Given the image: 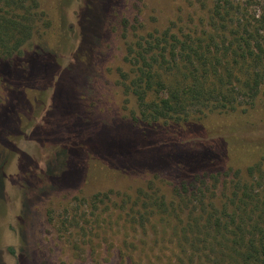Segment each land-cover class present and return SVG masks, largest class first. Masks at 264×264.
I'll use <instances>...</instances> for the list:
<instances>
[{
	"label": "rangeland",
	"instance_id": "1",
	"mask_svg": "<svg viewBox=\"0 0 264 264\" xmlns=\"http://www.w3.org/2000/svg\"><path fill=\"white\" fill-rule=\"evenodd\" d=\"M38 2L42 15L32 37L15 61L0 66V110L16 107L21 120L19 131L5 137L11 148L0 143V264H148L129 240L144 238L141 228H125V211L115 203L150 182L168 201L195 173L264 164V87L248 113L203 110L181 123L146 125L120 84V72L129 70L126 47L188 15L189 1ZM45 53L57 68L42 102L35 96L41 67L29 59ZM62 74L70 108L55 111L52 93ZM76 128L94 138L126 135L128 143L132 136L138 150L130 155L140 157L87 159ZM137 136L147 138L144 144ZM171 249L161 244L157 257L173 260Z\"/></svg>",
	"mask_w": 264,
	"mask_h": 264
},
{
	"label": "trees",
	"instance_id": "2",
	"mask_svg": "<svg viewBox=\"0 0 264 264\" xmlns=\"http://www.w3.org/2000/svg\"><path fill=\"white\" fill-rule=\"evenodd\" d=\"M188 1L192 8L188 15H178L162 30L137 36L126 47L129 70L120 72V84L134 98L138 121L146 125L181 123L203 110L248 113L264 87V0ZM254 2L262 6L253 8ZM38 8V0H0V66L22 53L41 18ZM44 57L40 60L42 55L36 54L29 59L41 67L35 94L40 99L57 68L53 55ZM64 78L65 74L59 76L54 85L55 111L70 108ZM16 111V107L0 110V143L10 148L5 137L21 127ZM73 131L87 159L110 162L108 156L116 154H128L131 160L140 157L130 155L138 150L133 149L130 135L128 143L122 134L109 139L94 138L78 128ZM136 138L142 144L147 139ZM209 147L205 143V150ZM215 151L222 152L220 144ZM2 177L0 171V186ZM155 193L150 182L137 189L135 197L115 203L125 211V228L135 229L137 224L141 228L146 240L133 241V236L129 240L148 264H264L262 162L243 171L195 173L173 188L168 201L166 195ZM161 244L165 249L171 246L173 260L157 257L163 254Z\"/></svg>",
	"mask_w": 264,
	"mask_h": 264
}]
</instances>
